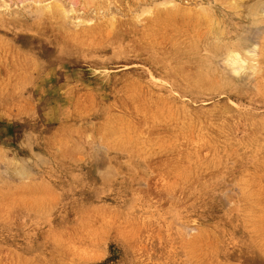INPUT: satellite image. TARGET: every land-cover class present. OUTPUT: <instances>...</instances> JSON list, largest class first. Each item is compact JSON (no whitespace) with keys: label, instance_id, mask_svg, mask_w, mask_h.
<instances>
[{"label":"rangeland","instance_id":"rangeland-1","mask_svg":"<svg viewBox=\"0 0 264 264\" xmlns=\"http://www.w3.org/2000/svg\"><path fill=\"white\" fill-rule=\"evenodd\" d=\"M0 264H264V0H0Z\"/></svg>","mask_w":264,"mask_h":264},{"label":"bare ground","instance_id":"bare-ground-1","mask_svg":"<svg viewBox=\"0 0 264 264\" xmlns=\"http://www.w3.org/2000/svg\"><path fill=\"white\" fill-rule=\"evenodd\" d=\"M22 2H23V1H22ZM18 3H19V2H18ZM45 8H46V7H45ZM47 9H49V8H47ZM79 9H80V8H79ZM39 13H40V12H39ZM75 20H76V19H75ZM84 20H85V19H84ZM77 23H78V22H77ZM75 26H76V25H75ZM75 26H74V27H75ZM234 59H235V58H234ZM231 61H232V60H231ZM232 63H233V62H232ZM5 154H6V153H5Z\"/></svg>","mask_w":264,"mask_h":264}]
</instances>
